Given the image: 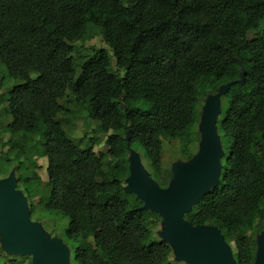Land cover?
Wrapping results in <instances>:
<instances>
[{
	"label": "trees",
	"instance_id": "obj_1",
	"mask_svg": "<svg viewBox=\"0 0 264 264\" xmlns=\"http://www.w3.org/2000/svg\"><path fill=\"white\" fill-rule=\"evenodd\" d=\"M96 37L107 49L82 55L75 43ZM239 62L244 85L221 96L216 122L219 183L183 218L217 227L236 264H253L264 231V164L252 153L255 137L264 141V0H0V66L17 81L4 90L0 78V177L16 163L30 215L39 206L68 220L74 264H185L159 236V214L139 210L142 201L106 173L138 146L165 188L171 171L158 136L192 158L203 99L239 78ZM71 108L87 113L105 153L94 151L100 137L70 138ZM37 140L50 192L33 202L42 180L27 144Z\"/></svg>",
	"mask_w": 264,
	"mask_h": 264
},
{
	"label": "water",
	"instance_id": "obj_2",
	"mask_svg": "<svg viewBox=\"0 0 264 264\" xmlns=\"http://www.w3.org/2000/svg\"><path fill=\"white\" fill-rule=\"evenodd\" d=\"M239 78L223 84L217 93L203 99L198 124V151L185 162H175L171 179L161 188L143 168L133 149L127 158L129 176L123 192L142 201L141 211L161 217L159 236L172 249L174 260L185 264H236L232 250L219 229L210 225L193 226L183 218L211 188L219 183L220 159L224 156L216 122L220 98L233 84L244 85L245 69L239 62ZM15 170L0 179V248L9 257H30L31 264H70V250L57 237L45 233L40 223L30 218L24 194L16 189ZM253 264H264V233L256 236Z\"/></svg>",
	"mask_w": 264,
	"mask_h": 264
},
{
	"label": "rangeland",
	"instance_id": "obj_3",
	"mask_svg": "<svg viewBox=\"0 0 264 264\" xmlns=\"http://www.w3.org/2000/svg\"><path fill=\"white\" fill-rule=\"evenodd\" d=\"M75 44L81 50L86 49V51H83V53H81L82 55H85V56L91 54L90 51L87 52V50L90 47H95V48L100 47V48L107 49V47L101 42L99 37L93 38L92 40H86L83 42H76ZM79 61H81V60L76 59L77 63H79ZM0 78L3 79V82H4L3 89L4 90H9L12 86L17 84V81H14L7 76V73L4 69V67H2V66H0ZM71 109L73 110L75 116H78V117L73 116L72 118H69V120L73 119V120H71V122H72L71 126L72 127L71 128L69 127L71 130V133L68 132V128H66V132L70 136V138L71 139L72 138L81 139L84 137V139L87 140L93 136L100 137L101 143L94 146V151L96 152V154L105 153L108 149L104 145V137L95 133V127L93 125H91V124L88 125L87 120H86L87 113L85 111H79L78 112L77 108H71ZM60 118H61V116H60ZM5 121L7 122V118H5V116L2 115V112L0 109V130H2V126L5 123ZM197 131H198V125H197ZM7 137H8L7 134L1 135V141L2 142L5 141L7 139ZM158 138L164 142V156H163V167H164V169H166L167 171H171V167H172L173 163L178 162V161L185 162V159L179 153L177 143H173L169 139H167L166 137H163V136H158ZM259 138L260 137L256 136L254 139V143L252 146V153L255 155L256 159L260 163L264 164V141L262 139H259ZM39 141L40 140H37L36 142H32V143L27 144L28 148H29V153H31L33 156L32 161L37 166H39V170H37V172H38V174L42 180V182L38 186L34 187V188H36V191H35L36 194H35V196H33V199H32L33 202H36V200H38L39 198H47L49 196V192H50V188L47 187V182H46L47 180L44 176V174L46 172L45 171L46 159H44L43 154L40 153V151L37 149V146H36V144H38ZM198 145H199V142L192 144L191 149H192L193 154H196V152L198 151ZM6 149L7 148H4L2 151L4 152V151H6ZM132 149L137 154H139L142 166L147 171L146 162L143 158L142 150L139 149L138 146H133ZM1 164H2L1 169L6 171L8 166L5 165L4 163H1ZM16 165L17 164L14 163L12 165V169L10 171L16 170ZM17 174H19V173L16 170L15 171V177L16 178H17ZM8 175L6 174V175L0 177V179L6 178ZM111 175L118 177L125 184V180L129 176L128 163H126L123 167L117 168L112 173H106V177H109ZM34 188H33V192H34ZM26 200H27V198H26ZM28 201H30V199L27 200V203H28ZM28 207H29V204H28ZM36 207H38L37 209L40 210L39 206H36ZM37 209H36V212L34 211L35 212L34 215H30L31 220L34 222L40 223V225L43 228V230L45 231V233L48 234L50 237H57V238L61 239L63 241V243H65V237L64 236H65V231H66L67 226H68V220L66 218H63L59 214H56V213L46 214L44 212H39ZM159 229H161L160 225L158 226V232L161 231ZM258 230H260V232H258V235L261 233H264L263 229H258ZM66 246L70 250L69 262H70V264H74L73 259H72V250L68 244H66ZM12 257H14V256H12ZM14 258H16L15 261L18 263L31 264L30 263V261H31L30 257L18 256V257H14ZM8 259L10 262L13 261V259H11V258H8ZM9 261L6 262L5 264H9ZM4 262L5 261L0 258V264H3Z\"/></svg>",
	"mask_w": 264,
	"mask_h": 264
},
{
	"label": "crops",
	"instance_id": "obj_4",
	"mask_svg": "<svg viewBox=\"0 0 264 264\" xmlns=\"http://www.w3.org/2000/svg\"><path fill=\"white\" fill-rule=\"evenodd\" d=\"M2 256V257H1ZM0 258L2 259V260H4L5 262L3 263V264H5L6 262H8L9 261V259L8 258H10L9 256H6L5 255V253L1 250V248H0ZM7 260V261H6Z\"/></svg>",
	"mask_w": 264,
	"mask_h": 264
}]
</instances>
